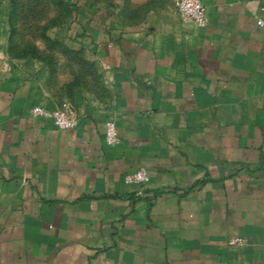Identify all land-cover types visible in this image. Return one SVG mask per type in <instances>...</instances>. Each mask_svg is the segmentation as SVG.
I'll list each match as a JSON object with an SVG mask.
<instances>
[{"label":"crops","instance_id":"0c3cea01","mask_svg":"<svg viewBox=\"0 0 264 264\" xmlns=\"http://www.w3.org/2000/svg\"><path fill=\"white\" fill-rule=\"evenodd\" d=\"M202 1L204 28L173 0L115 1L78 79L9 58L0 33V264H264V0ZM64 101L73 129L32 114Z\"/></svg>","mask_w":264,"mask_h":264},{"label":"rangeland","instance_id":"374dc122","mask_svg":"<svg viewBox=\"0 0 264 264\" xmlns=\"http://www.w3.org/2000/svg\"><path fill=\"white\" fill-rule=\"evenodd\" d=\"M115 1L0 0L1 44L6 56L48 74L50 80L70 75L80 78L87 70L81 66L85 62L80 48L88 25L97 15H115ZM123 11L127 14L128 7Z\"/></svg>","mask_w":264,"mask_h":264},{"label":"built area","instance_id":"2783aa9c","mask_svg":"<svg viewBox=\"0 0 264 264\" xmlns=\"http://www.w3.org/2000/svg\"><path fill=\"white\" fill-rule=\"evenodd\" d=\"M181 19L197 28H204L208 24L206 6L202 0H173ZM263 26L264 23L259 21ZM32 114L36 117L44 118L58 130L65 131L75 128L77 124L76 110L72 104L64 101L54 110L42 106H36L32 109ZM119 131L113 120L105 123V142L109 146H114L119 142ZM151 178L145 169H141L125 176V183L138 188V196L144 195V188L149 184ZM240 239H234L229 242L230 246L242 245Z\"/></svg>","mask_w":264,"mask_h":264}]
</instances>
